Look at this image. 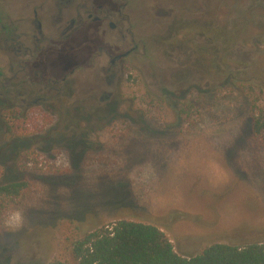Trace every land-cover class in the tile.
<instances>
[{
  "label": "rangeland",
  "instance_id": "374dc122",
  "mask_svg": "<svg viewBox=\"0 0 264 264\" xmlns=\"http://www.w3.org/2000/svg\"><path fill=\"white\" fill-rule=\"evenodd\" d=\"M175 4L154 8L156 24L136 15L146 52L96 85L91 109L3 147L0 186L24 188L0 199V264H76L70 242L119 220L160 228L185 257L264 242V0Z\"/></svg>",
  "mask_w": 264,
  "mask_h": 264
},
{
  "label": "flooded vegetation",
  "instance_id": "af4514ba",
  "mask_svg": "<svg viewBox=\"0 0 264 264\" xmlns=\"http://www.w3.org/2000/svg\"><path fill=\"white\" fill-rule=\"evenodd\" d=\"M176 1L148 0L134 11L132 0H0V161L5 146L47 140L57 129L53 117L91 109L96 85L122 81L146 52L136 15L156 24L154 8ZM86 83L93 86L85 90Z\"/></svg>",
  "mask_w": 264,
  "mask_h": 264
},
{
  "label": "trees",
  "instance_id": "16d2710c",
  "mask_svg": "<svg viewBox=\"0 0 264 264\" xmlns=\"http://www.w3.org/2000/svg\"><path fill=\"white\" fill-rule=\"evenodd\" d=\"M253 104L252 130L264 142V107ZM16 124L11 131L16 130ZM23 183L0 186V199L21 194ZM76 264H264V242L233 246L214 244L191 257L179 255L171 239L160 228L119 220L70 242ZM49 264H70L54 260Z\"/></svg>",
  "mask_w": 264,
  "mask_h": 264
}]
</instances>
